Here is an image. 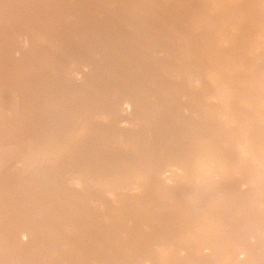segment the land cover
<instances>
[{
	"label": "rangeland",
	"instance_id": "1",
	"mask_svg": "<svg viewBox=\"0 0 264 264\" xmlns=\"http://www.w3.org/2000/svg\"><path fill=\"white\" fill-rule=\"evenodd\" d=\"M0 30V264H264V0H0Z\"/></svg>",
	"mask_w": 264,
	"mask_h": 264
},
{
	"label": "bare ground",
	"instance_id": "2",
	"mask_svg": "<svg viewBox=\"0 0 264 264\" xmlns=\"http://www.w3.org/2000/svg\"><path fill=\"white\" fill-rule=\"evenodd\" d=\"M236 21V20H235ZM158 23V22H157ZM5 29V28H4ZM3 29V30H4ZM1 31V30H0ZM6 31V30H5ZM225 31V30H224ZM201 33V32H200ZM7 44V43H6ZM190 45V44H189ZM14 46V45H13ZM112 46V45H111ZM203 47V46H202ZM4 48V47H3ZM6 48V47H5ZM10 50V49H9ZM3 54V53H2ZM9 54V53H8ZM2 57V56H1ZM1 62V61H0ZM9 66V65H8ZM7 67V66H6ZM188 68V67H187ZM1 73V72H0ZM11 73V72H10ZM13 78V77H12ZM7 79V78H6ZM12 80V79H11ZM198 80V79H197ZM28 91V90H27ZM144 93V92H143ZM156 94V93H155ZM27 99V98H26ZM150 101V100H149ZM176 106V105H175ZM172 111V110H171ZM180 111V110H179ZM149 120V119H148ZM222 121V120H221ZM220 121V122H221ZM189 126V125H188ZM203 128V127H202ZM142 133V132H141ZM79 146V145H78ZM213 149V148H212ZM171 150V149H170ZM74 153V152H73ZM51 154V153H50ZM213 156V155H212ZM60 157V156H59ZM61 158V157H60ZM78 158V157H77ZM99 158V157H98ZM165 158V157H164ZM63 159V158H62ZM84 160V159H83ZM59 161V160H58ZM50 164V163H49ZM57 164V163H56ZM70 164V163H69ZM78 164V163H77ZM68 165V164H67ZM58 166V165H57ZM61 166V165H60ZM148 166V165H147ZM163 167V166H162ZM44 168V167H43ZM192 168V167H191ZM97 169V168H96ZM60 171V170H59ZM87 172V171H86ZM38 173V172H37ZM44 173V171H43ZM51 173V172H50ZM168 174V173H167ZM197 175V174H196ZM78 176V175H77ZM99 176V175H98ZM167 176V175H166ZM199 177V176H198ZM52 178V177H51ZM65 178V177H64ZM163 179V178H162ZM66 181V180H65ZM95 182V181H94ZM80 183V182H79ZM82 183V182H81ZM87 183V182H86ZM28 185V184H27ZM53 185V184H52ZM17 186V185H16ZM144 187V186H143ZM66 188V187H65ZM153 188V187H152ZM104 189V188H103ZM13 190V189H12ZM40 190V189H39ZM57 190V189H56ZM53 191V190H52ZM58 191V190H57ZM90 191V190H89ZM4 193V192H3ZM32 193V192H31ZM41 193V192H40ZM25 194V193H24ZM23 197V196H22ZM14 198V197H13ZM57 198V197H56ZM18 199V198H17ZM87 199V198H86ZM37 200V199H36ZM49 200V199H48ZM28 201V200H27ZM52 203V202H51ZM3 204V203H2ZM19 204V203H18ZM50 204V203H49ZM61 204V203H60ZM76 204V203H75ZM8 205V204H7ZM84 206V204H83ZM6 208V207H5ZM10 210V209H9ZM3 211V210H2ZM33 213V212H32ZM55 213V212H54ZM37 214V213H36ZM17 219V218H16ZM67 220V219H66ZM75 224V223H74ZM127 225V224H126ZM2 227V226H1ZM25 228V227H24ZM4 234V233H3ZM82 235V234H81ZM21 236V235H20ZM33 238V237H32ZM39 238V237H38ZM62 238V237H61ZM4 240V239H3ZM30 241V240H29ZM52 242V241H51ZM107 243V242H106ZM73 245V244H72ZM51 246V245H50ZM59 246V245H58ZM71 247V246H70ZM69 247V248H70ZM10 248V247H9ZM39 248V247H38ZM11 249V248H10ZM79 249V248H78ZM164 249V248H163ZM51 253V252H50ZM142 254V253H141ZM47 255V254H46ZM101 255V254H100ZM48 256V255H47ZM11 260V259H10ZM29 260V259H28ZM41 260V259H40ZM53 260V259H52ZM67 260V259H66ZM69 261V260H68ZM73 262V261H72ZM71 262V263H72ZM58 263V262H56ZM146 264V263H145Z\"/></svg>",
	"mask_w": 264,
	"mask_h": 264
}]
</instances>
